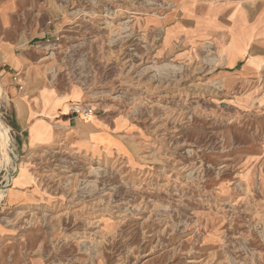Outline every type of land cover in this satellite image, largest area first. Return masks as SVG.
<instances>
[{
	"label": "rangeland",
	"instance_id": "obj_1",
	"mask_svg": "<svg viewBox=\"0 0 264 264\" xmlns=\"http://www.w3.org/2000/svg\"><path fill=\"white\" fill-rule=\"evenodd\" d=\"M172 4L0 0V264H264V67L224 84L218 39ZM6 46L17 90L79 87L127 121L130 152L18 146ZM28 168L42 197L7 204Z\"/></svg>",
	"mask_w": 264,
	"mask_h": 264
},
{
	"label": "crops",
	"instance_id": "obj_2",
	"mask_svg": "<svg viewBox=\"0 0 264 264\" xmlns=\"http://www.w3.org/2000/svg\"><path fill=\"white\" fill-rule=\"evenodd\" d=\"M164 16H192L202 21L204 34L218 39L224 84L242 83L264 67V0H172ZM3 84L7 100L1 114L19 140L18 146L37 148L52 145L64 137L67 147L91 155L130 152V131L123 117L74 113L72 105L87 100L77 86L58 90L49 86L38 90H17L6 70L22 66V57L12 46L1 50ZM86 104V103H85ZM84 104V105H85ZM30 168L19 172L5 191L7 204H32L43 195Z\"/></svg>",
	"mask_w": 264,
	"mask_h": 264
},
{
	"label": "built area",
	"instance_id": "obj_3",
	"mask_svg": "<svg viewBox=\"0 0 264 264\" xmlns=\"http://www.w3.org/2000/svg\"><path fill=\"white\" fill-rule=\"evenodd\" d=\"M87 105V104H85ZM84 104H75L72 105L71 109L74 113L82 114L84 116L92 114L93 109L89 106H85Z\"/></svg>",
	"mask_w": 264,
	"mask_h": 264
},
{
	"label": "bare ground",
	"instance_id": "obj_4",
	"mask_svg": "<svg viewBox=\"0 0 264 264\" xmlns=\"http://www.w3.org/2000/svg\"><path fill=\"white\" fill-rule=\"evenodd\" d=\"M86 116H88V115H86ZM3 126V125H2ZM2 126H1V123H0V140L2 139ZM7 133H8V130H7Z\"/></svg>",
	"mask_w": 264,
	"mask_h": 264
}]
</instances>
